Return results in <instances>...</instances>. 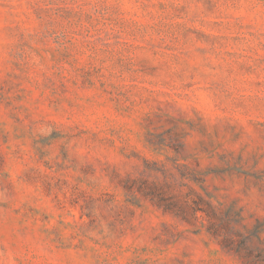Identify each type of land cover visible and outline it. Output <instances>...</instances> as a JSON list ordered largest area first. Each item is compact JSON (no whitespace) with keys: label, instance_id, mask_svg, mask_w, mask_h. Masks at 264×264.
Returning a JSON list of instances; mask_svg holds the SVG:
<instances>
[{"label":"rangeland","instance_id":"374dc122","mask_svg":"<svg viewBox=\"0 0 264 264\" xmlns=\"http://www.w3.org/2000/svg\"><path fill=\"white\" fill-rule=\"evenodd\" d=\"M0 264H264V0H0Z\"/></svg>","mask_w":264,"mask_h":264}]
</instances>
